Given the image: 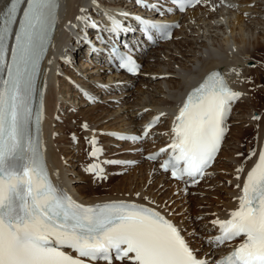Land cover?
Instances as JSON below:
<instances>
[{"label":"snow or ice","instance_id":"snow-or-ice-1","mask_svg":"<svg viewBox=\"0 0 264 264\" xmlns=\"http://www.w3.org/2000/svg\"><path fill=\"white\" fill-rule=\"evenodd\" d=\"M173 2L184 9L201 0ZM59 6V0H9L0 9V264H89L111 261L113 254L127 264H264V150L259 151L243 185H236L241 190L236 198L239 207L229 219L212 221L219 226L220 234L210 239V244L244 237L218 261L198 258L181 230L152 207L128 200L85 205L52 182L39 139L42 106L34 112V105L41 62L59 19ZM86 11L81 9L82 13ZM105 15L110 25L104 30L119 36L124 29L122 21L112 13ZM77 19L86 26H99L88 15ZM136 19L144 25L149 39L152 30L169 38L168 25L139 16ZM111 51L121 67L130 72L139 70L130 54L125 55L115 45ZM241 95L230 87L220 70L210 72L179 107L171 143L148 159L155 160L170 149L169 158L161 165L165 171L170 169L174 178L187 176L194 182L203 177L221 151L227 117L232 103ZM160 116L146 126L142 135H112L141 141ZM89 142L93 145L90 156L97 157L103 150L95 147V137ZM256 155L253 150L249 159ZM102 163L127 165L135 161L93 163L87 171L105 179ZM243 171L241 165L237 172ZM64 246L78 255L63 251Z\"/></svg>","mask_w":264,"mask_h":264},{"label":"bare ground","instance_id":"bare-ground-1","mask_svg":"<svg viewBox=\"0 0 264 264\" xmlns=\"http://www.w3.org/2000/svg\"><path fill=\"white\" fill-rule=\"evenodd\" d=\"M207 1L208 0H206L205 2ZM218 1L221 2L220 0ZM243 1H247V0H243ZM8 2L9 0H0V9H3ZM122 3H124L123 0H60V9H59L60 19H59L58 28L54 40L45 56L41 68L40 77L38 80V86L40 92L42 93V149L46 161V166L52 182L55 185H58L61 188L65 189L69 195H71L76 201L80 203H83L85 205H93L99 202L111 201V200H128L133 202H143L155 207L156 209L160 210L163 214H165L168 218L172 219L173 221L175 220L177 222L178 218L168 215L167 212L159 208L160 205L154 206L150 203V201H146L145 199L141 198L140 195L120 197V196L100 194L101 196L100 195L91 196L89 193L84 194L79 192L76 189V186L72 183L73 177L72 176L69 177L67 175L68 169L67 167L65 168L63 166V161L60 160L62 154L65 153H66L65 155L69 154L68 151L69 148H77L74 147L73 145L71 146L69 144L70 141L65 140L66 138H64L63 136L65 130L67 129L68 130L70 129L71 131L79 130V126L77 128L71 123V120L73 118L79 119L80 126L82 121L84 120L88 121V126L90 128L89 133L93 132V130H95V133L97 134L103 129L122 130L128 127H133L134 129H140L141 124L145 123L149 116L157 112L170 111L169 108L172 107L173 105H176L179 108L183 103L182 100H185L187 94L194 87L198 86L200 82L203 81V79L207 76L210 70L212 71L213 69L216 68L217 70H220L224 74V76L226 77V79L229 81L230 85L233 88L243 92V97L245 98V96L247 95L249 96L250 93L254 92L255 94V92L256 93L259 92V89L255 87V83L258 82L259 80L258 77H260L259 75L260 69L259 70L257 69L259 66L256 68V70H254L255 68L254 69L248 68L249 72L248 73L246 72L247 69L245 64H246V60L248 59L247 56L252 54L249 52V50L246 51L245 47H239V45L236 44L232 38H228L229 36H227V39L225 41L226 43H224L225 46L217 47L216 44L213 42L212 48H210V46L208 47L206 40L201 39L200 36V38H197L196 41L188 40L185 42L186 43L185 45L179 46L177 49L178 53L180 54L179 57H175V55H172L170 51L165 50V48L167 49L168 46H170L172 43L169 42L164 46L158 47L155 50L147 52L150 54L148 56V59H145V68L141 75L137 77H130L126 75L116 77L115 75H113V71L111 67L107 65H103L102 63L98 64L95 60H91V61L88 60L86 62L85 61L86 57L83 59L81 56H79L82 54L81 49L77 51L73 50V48L77 47L78 45L77 44L78 40H76L77 33L75 31V26L77 23L74 22V20L76 15L82 13L81 9L87 10L82 14H86L90 16H98L101 10L106 11L112 9L113 6L121 5ZM228 5L229 7L232 6L230 3ZM262 7H264V5ZM201 10L203 9H201V7L198 6L192 11L187 12L186 15L183 16V20H182L183 23L186 22L187 19L189 18L192 19V16H196L198 13L203 12ZM235 10L237 11L238 8ZM241 10H242L241 12H244L242 8ZM262 12H264V8ZM237 16L238 15L236 14V17ZM243 19H244L243 16L240 15L237 17V19H233L234 21L232 22L233 23L232 26L234 28L232 31L234 32V30L236 29L239 35L242 37L244 35V30H246L243 27V23H244ZM67 21L69 22L68 28L70 30L65 28L64 26ZM181 29L178 31V34L180 33ZM243 39L245 41V38ZM243 39L241 40L243 41ZM63 41L66 44L65 45L66 60L72 62L75 65V67L82 72V75H85L84 77H78L74 73V71L69 69L68 66L63 62L64 60L58 61V58H56L54 51L57 49L59 45L62 44ZM198 45H200L201 47L200 49L196 50V47ZM246 53L247 55H245ZM253 53L255 54V52ZM191 57H195L199 63L195 64V62H193L192 65L190 66L188 65V67H186V63H188V61L191 60ZM169 58L171 59V61L172 60L174 61L171 62ZM180 58L183 60L180 63H178ZM95 63H97V65ZM242 63H244V65H241ZM169 68H171L172 70H170ZM96 69H98V71L102 69V71L95 74ZM58 71L66 72L74 76L79 81L88 84L93 90H97L98 93L101 92L100 84L101 85L109 84L108 92L110 94V97L115 99L120 95L121 96L120 100L122 101V104H120L119 106L117 105L119 107L117 109H113L116 107V103L114 102L112 103L109 102L107 105L97 104L92 106L87 104L85 100L81 98L79 93L76 92L74 89H72L65 82L64 78L58 74ZM171 74H175V77ZM86 76L89 77L90 80H88ZM242 77H244V80L253 79L254 83L246 84L245 81L243 82L241 81ZM89 82H91L92 84ZM134 83L139 84L138 85L139 90H141L142 93L136 94L135 95L136 97L132 98V100L126 99L124 96L131 94L130 88L131 85ZM145 83H147L149 87H151V93L144 89L143 87L144 85L140 86ZM253 85L255 90L251 91L250 86ZM147 96L150 97L149 100ZM126 104H128V106H125ZM263 108L264 106H262V108L259 109V113L263 115L260 119L261 121L259 122L257 121V119L254 120L251 119V117L254 114L253 110H255L256 107L253 106L249 107L250 111L248 112L249 115L248 121H250L251 124L254 125L259 124L260 126V129L257 131L260 137V139H258L259 146L257 152H259L260 146L264 144V113H262ZM73 110L75 111L74 113H72ZM145 110L147 111L144 113ZM54 113L61 114V116L63 117V122L57 123L56 127L53 126V123L55 122L53 118ZM106 118L107 119L109 118L108 120L109 121L112 120V121L109 124L106 123L105 125L104 120H106ZM165 128L166 129L164 131L167 132V135H169V137H172V133L169 130V126H166ZM54 129H57L60 132L58 137H53L52 131ZM240 131L242 132V130ZM161 135L164 136V134ZM101 138L103 141H105L106 148L108 149V153H113L115 155L116 151L119 149H113V144H120V143L116 141H112V139L108 135L101 136ZM106 140L108 141L106 142ZM155 143L150 145V148H153L155 146ZM123 145H126V147L129 146L128 143H123ZM80 146L81 145H78V148H80ZM57 147H59V150H57ZM234 152L237 153L236 150ZM223 153L224 150L222 151V154ZM125 157L130 159L129 154L126 155ZM81 159L87 161L85 155L81 157ZM232 162H234V160ZM251 163L247 166V169L242 173L239 179H237L236 177L238 172L234 168H236L238 164H240V162L234 163L233 166L231 164H228V168L230 170L233 171L234 169L233 175H235V177H233V175L232 177H229V180H232L234 181L235 184H240L242 186L244 180L246 179L248 170L251 167ZM147 164H148L147 165L148 168H151L153 166V164L150 162H148ZM108 166L111 167L110 164ZM217 167L218 166H216L215 168ZM155 169L156 171H158L156 167ZM82 170L80 172L77 171V173L82 177H84L85 175L82 172ZM85 174H87L86 171ZM86 176L89 177L90 179L92 178L89 176V174H87ZM148 177H149L148 174L142 175L144 183L146 182V179ZM172 182L178 184L177 181H172ZM103 185L105 184L103 183ZM139 190H141L140 186H138V188L133 191L141 192ZM229 193H231L230 194L231 196L228 199L225 200L219 199L217 200L216 205H214L213 203L212 209H207V211H209L208 213H213L210 217H208L212 221L215 219H223L229 216L231 212L239 206V201L236 198L239 195H241V190L240 189L231 190ZM143 194L144 195L147 194L149 196L151 193L144 192ZM153 197H155L156 200H159V202L162 201L158 199V196L156 194H153ZM152 199L154 200V198ZM207 200H205V198L202 199V201H205L206 203H211L209 201L207 202ZM200 204L202 203L200 202ZM213 228L214 229L212 233L215 232L216 227L213 225ZM194 230L196 232H200L197 229ZM213 246L215 245L213 244ZM206 250L207 249H205V251ZM205 251L199 254L203 256ZM115 264H121V263H115Z\"/></svg>","mask_w":264,"mask_h":264},{"label":"rangeland","instance_id":"rangeland-1","mask_svg":"<svg viewBox=\"0 0 264 264\" xmlns=\"http://www.w3.org/2000/svg\"><path fill=\"white\" fill-rule=\"evenodd\" d=\"M208 1H210L215 6L213 8H209L208 6H206V9L203 8V10H201L203 12L200 11L201 13H198L196 15L197 17L192 16V19L191 18L187 19V21L184 22L185 23L184 27H182V29L179 33L180 38L177 39L176 41L172 42L171 45L168 46L167 49L165 48L166 51H170V53L172 55H175V57H179L180 54L177 51L178 47L181 45H185L186 44L185 42L188 40L196 41L197 38H200V36H201V39L206 40L208 47L210 46V48H212L213 42L216 44L217 47L218 46L222 47V46H225L224 43H226L225 41L227 39V36H229L228 38H232L234 40V42L239 45V47H245V50L246 51L249 50V52L251 54L253 52H255V55H257L255 57L264 56V13L262 12V9H263L262 5H264V0L253 1L256 3V5L250 6L252 8L251 9L252 12L248 13V16L246 14L245 17L242 14L244 12H246V10H244V12H241L242 11L241 8H238L237 11H233V10L229 9L230 8L228 5L229 3L225 2V1H223L224 3L219 2L218 0H216V1L208 0ZM225 8H226V10H225ZM220 9H221V11H220ZM213 13H214V15H213ZM236 14L238 16L242 15L244 18L243 19V21H244L243 27L246 30H244L243 37L239 35V33L237 32L236 29L234 30V32L232 31L234 29L232 26V24H233L232 22L234 21L233 19H237V17H238V16L236 17ZM233 16H234V18H233ZM240 37H242V38H240ZM243 38H245V41ZM241 39H243V41ZM200 47L201 46L198 45L196 47V50L200 49ZM168 49H170V50H168ZM202 49H204V48H202ZM259 54H261V55H259ZM245 55H247V53ZM169 60L171 61L170 58H169ZM182 60L183 59L180 58L178 63H180ZM172 61H174V60H172ZM77 62H78V59H77ZM193 62H195V64L199 63L195 57H191V60L188 61V63H186V67H188V65L189 66L192 65ZM238 63H240V62H238ZM241 65H244V63H242ZM182 66H183V64H182ZM256 68L254 70H256ZM169 69L172 70L171 68H169ZM246 69H247L246 72L248 73L249 70L247 67H246ZM257 69L258 70L260 69L259 75L261 78L258 77L259 80H258V82L255 83V87H257L256 85L259 82H262L264 84V76L262 74L263 72H261L262 68L258 67ZM171 75H173L175 77V74H171ZM174 77H172V78H174ZM138 85L139 84H135V83L131 85V88H130L131 94L127 95L125 97L126 99L132 100V98L136 97L135 96L136 94L142 93V91L139 90ZM140 86H143L146 91H149L151 93V87H149V85L147 83L142 84ZM259 91L260 92H257V94H255L253 97H250L251 95L249 94L248 97H250V99L248 101L246 100L245 102H240L235 107V110H236L235 115L231 121V133L229 135L228 142L225 146L224 153L221 155L222 157L220 159V163H219L218 167L216 168V172L213 175V178L211 177L209 179V181L207 182L209 184L198 186L199 190L203 189L201 191V193H204V190L207 191L203 194V197L205 198V200H207V198H208L207 202L209 201L211 203H206L205 201H202V199H204V198L203 197L201 198V196L196 197V196L192 195L191 193L188 196V194L184 193L183 190L180 189V186H181L184 189V191H186L187 190L186 188L188 186H185L184 184H180V183H178L179 184L178 185L175 182L167 181L169 179H167V177L165 175L158 174L157 171H156L157 173L155 172L156 169H154L155 168L154 165L151 168H148V166H147L148 162L144 163L143 165H140L137 168L134 167L130 171L125 172L123 175H120L117 178H112V175H111V178L109 180L102 182L101 187L94 185L95 188L92 184H95V183L97 184L98 181H96L94 178H91L92 180L90 181L88 179L89 177H87V176L82 177L81 175H79L77 173V171H79V172L81 171V170H79L80 167H78V166H77L78 168L76 169V165L80 162V160H79L80 159V152H76V153H75V151L71 152V149H74V148H71V149L69 148L68 149L69 154H67V155H65L66 153L63 154L64 156H66V158L63 160V163H65V165L63 164V166L65 168L67 167V169H68L67 175L69 177H71V174H72V177H73L72 183L73 184H74V182H76L78 180L77 178L81 179V180H78V182H76L74 184L76 186V189L81 193H84V194L89 193L91 196L102 194V195L125 197V193H126V195H128V193L134 192L133 190L137 189L138 186H140L141 190H139V191H141V192L145 191L146 193L149 192L151 194H156L158 196V199H160V201L162 200L164 203L166 202V204L173 206L174 207L173 211L176 213L179 220L187 224L186 229L191 228V227L193 228V226H191V223L188 220L191 218V219H195L198 222L197 223L196 221H193L192 224L197 225V224L203 223V225L200 228V231L201 230L203 231L204 227H206L207 224L209 223V220L205 221L203 219L204 215H206V216L210 215L208 213L209 211H207V209H212L213 203H214V205H216V202L219 199L220 200L228 199L230 197V194H231L229 192L231 190H233L232 185L229 183L231 181V180H229V177H232L233 171H232V175L230 176L231 171L228 168V164H231L233 166L234 162H232V161L233 160L236 161V159H237V158H234L233 156L236 157V154H239L241 151H245L246 148L248 147V145H251L253 143L252 141H253L254 137H256L255 131L252 130L253 129L252 125H254V124H251L250 121H248V119H249L248 112L250 111L249 107H251V106L256 107L255 110H258V112H259V109H261L262 106H264V87L260 88ZM147 98L149 100L150 97L147 96ZM120 104H122V101ZM120 104L116 103V107L113 109L119 108L118 106ZM125 106H128V104H126ZM146 111L147 110H145L144 113ZM253 112H254V110H253ZM76 119H78V118H75L73 121L71 120V123L77 124ZM108 119L106 118V120H104L105 125H106V123L109 124L112 121V120L109 121ZM251 127H252V129H251ZM165 129H163V130H165ZM259 129H260V126L257 128V131ZM240 130H242V132ZM68 132H72V131L69 129ZM63 136H64V138H66L65 140L68 141L69 138H67L68 133L66 132V130H65V133L63 134ZM65 145H67V144H65ZM131 146H134V145L129 144V146H127V147H131ZM77 148H78V146H77ZM57 150H59V147H57ZM235 150L237 151L236 154L234 152ZM238 150H239V152H238ZM117 153L119 154V152L116 151L115 155H118ZM66 159H67V162H64ZM60 160H62V159L60 158ZM147 174L149 177L146 179V182L144 183L142 175H147ZM73 175H75V176H73ZM114 177H116V176H114ZM83 178H85V179H83ZM215 179L217 181V184H216V186L212 187V184H210V183L213 182ZM171 182L175 183V184H172ZM103 183L105 185H103ZM189 191H191V189ZM193 193L195 194V192H193ZM198 197L201 199H199ZM96 202H98V201H96ZM200 202L202 203V205L200 204ZM204 209H206V210H204ZM199 213H201V215L197 216V218H196L195 216ZM194 229H197V227H195ZM189 234H190L191 241L195 245H197V247L200 248L199 242L202 238L197 233H195V232L193 233V231H191Z\"/></svg>","mask_w":264,"mask_h":264}]
</instances>
